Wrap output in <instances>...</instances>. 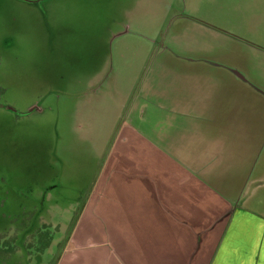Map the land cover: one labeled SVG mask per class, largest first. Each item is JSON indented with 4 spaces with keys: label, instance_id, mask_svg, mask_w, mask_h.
Segmentation results:
<instances>
[{
    "label": "rangeland",
    "instance_id": "1",
    "mask_svg": "<svg viewBox=\"0 0 264 264\" xmlns=\"http://www.w3.org/2000/svg\"><path fill=\"white\" fill-rule=\"evenodd\" d=\"M30 1L0 0V264H68L99 241L80 212L108 142L109 118L91 113L111 104L92 92L107 76L130 87L141 67L136 91L198 20L264 94V0Z\"/></svg>",
    "mask_w": 264,
    "mask_h": 264
},
{
    "label": "crops",
    "instance_id": "2",
    "mask_svg": "<svg viewBox=\"0 0 264 264\" xmlns=\"http://www.w3.org/2000/svg\"><path fill=\"white\" fill-rule=\"evenodd\" d=\"M192 27L136 91L141 67L130 87L107 76L92 92L111 104L91 113L109 118L108 142L80 212L99 241L68 264H264V94L231 69L213 26Z\"/></svg>",
    "mask_w": 264,
    "mask_h": 264
},
{
    "label": "flooded vegetation",
    "instance_id": "3",
    "mask_svg": "<svg viewBox=\"0 0 264 264\" xmlns=\"http://www.w3.org/2000/svg\"><path fill=\"white\" fill-rule=\"evenodd\" d=\"M26 3H32L30 0H26Z\"/></svg>",
    "mask_w": 264,
    "mask_h": 264
}]
</instances>
